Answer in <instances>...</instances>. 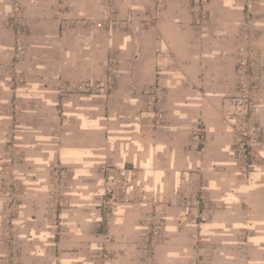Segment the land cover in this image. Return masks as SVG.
Here are the masks:
<instances>
[{"label":"crops","instance_id":"crops-1","mask_svg":"<svg viewBox=\"0 0 264 264\" xmlns=\"http://www.w3.org/2000/svg\"><path fill=\"white\" fill-rule=\"evenodd\" d=\"M156 1L114 0L108 20L106 0H0V264H105L100 252L106 264H264V134L245 173L225 117L246 23L257 30L264 128V0H210L203 29L190 0H162L159 17ZM168 52L181 70L160 80L156 123L146 92ZM109 171L127 192L105 215ZM144 194L166 217L151 255ZM186 197L210 218H192Z\"/></svg>","mask_w":264,"mask_h":264},{"label":"built area","instance_id":"built-area-1","mask_svg":"<svg viewBox=\"0 0 264 264\" xmlns=\"http://www.w3.org/2000/svg\"><path fill=\"white\" fill-rule=\"evenodd\" d=\"M209 2L210 0H190L193 26L197 29H203L210 23V14L206 8ZM106 8V11L109 13L107 18L108 20H112L115 12L114 0H106ZM154 10L155 17L162 15V0L156 1ZM12 24L19 32L25 31L23 18L18 14L13 16ZM97 26L102 27V22L97 23ZM257 37V30L249 24H243L238 46V61L235 69L237 85L235 92L227 98V110H233L234 114L232 117L229 114L225 115L234 132L235 155L241 162V170L245 173L251 172L260 162V146L264 134V128L259 121L263 66L260 50L257 46ZM165 66L166 68L162 67L157 71L159 83L146 92V109L147 112L152 114L151 117L157 120L156 123H158L162 115L159 107L163 92L160 80L169 74H175L181 70L180 64L171 52L165 55ZM18 80L20 82L23 81L22 78ZM110 84H114L113 77L110 78ZM80 89L90 92L93 89V85L85 84ZM196 129V137L200 141L199 135L204 129L201 125H197ZM109 190V193L113 192L111 188ZM105 204L106 202L104 201L102 206L103 213L109 215V212L104 207ZM183 205L187 213L192 218L198 219V221H206L211 216L210 208L199 199L183 198ZM165 218L164 214L154 209L148 212L147 217L141 221L143 228V235L141 237L143 250L148 255H151L155 251V247L166 238ZM100 255L106 264L110 259V254L108 252H100ZM10 264H17V262L11 260ZM199 264L205 263L201 261Z\"/></svg>","mask_w":264,"mask_h":264},{"label":"rangeland","instance_id":"rangeland-1","mask_svg":"<svg viewBox=\"0 0 264 264\" xmlns=\"http://www.w3.org/2000/svg\"><path fill=\"white\" fill-rule=\"evenodd\" d=\"M7 69L9 70V67H7ZM121 175L113 171H109V175L107 178V184H106V190H105V193H103V200H102V206L105 201L106 204L104 207L109 212V214H111L115 208V203H117L116 199H118L119 197L125 196V193L127 192V179L123 176V174ZM110 188L113 190L112 193H109ZM141 195L142 194H139V198ZM144 197L145 198L143 197L141 198L147 200L150 203L151 211L154 209L157 210L156 200H154L152 197L146 196L145 194H144Z\"/></svg>","mask_w":264,"mask_h":264}]
</instances>
